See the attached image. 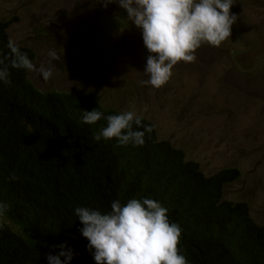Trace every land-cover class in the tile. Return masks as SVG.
Here are the masks:
<instances>
[{"label":"trees","instance_id":"1","mask_svg":"<svg viewBox=\"0 0 264 264\" xmlns=\"http://www.w3.org/2000/svg\"><path fill=\"white\" fill-rule=\"evenodd\" d=\"M7 26L0 20V60L11 79L0 83V201L9 205L0 218V264H48L61 244L74 253L70 264H96L74 209L108 211L114 200L144 197L160 201L181 226L179 247L190 264H264V224L245 201L222 198L237 168L207 176L154 127L142 146L96 141L106 121L85 124L84 110L120 111L91 92L36 88L26 70L10 65ZM18 46L33 59L30 48Z\"/></svg>","mask_w":264,"mask_h":264},{"label":"rangeland","instance_id":"2","mask_svg":"<svg viewBox=\"0 0 264 264\" xmlns=\"http://www.w3.org/2000/svg\"><path fill=\"white\" fill-rule=\"evenodd\" d=\"M230 11L237 15L231 37L219 47L202 45L195 62H179L155 89L141 84L148 52L118 4L0 0L9 40L34 54L37 70L27 77L36 88L91 92L104 106L136 110L207 176L237 168L222 198L245 201L264 224V0H236ZM49 49L60 59L50 60ZM41 65L53 68L51 79H43Z\"/></svg>","mask_w":264,"mask_h":264},{"label":"clouds","instance_id":"3","mask_svg":"<svg viewBox=\"0 0 264 264\" xmlns=\"http://www.w3.org/2000/svg\"><path fill=\"white\" fill-rule=\"evenodd\" d=\"M106 8L116 3L126 13L142 35L148 55L144 73L148 79L141 84L159 89L173 77L179 62L191 63L204 44L219 47L231 37L237 15L230 9L236 0H100ZM12 53L11 67L36 71V66L19 46L9 40ZM50 60H59L55 49H49ZM44 80L53 77L51 66L38 69ZM0 83L10 84L9 65L0 60ZM106 121L94 136L96 141L115 139L120 146H142L145 135L153 125H144L136 110H125L105 116L94 108L83 112L85 124ZM12 179H15L13 176ZM9 205L0 201V218ZM74 214L83 225L79 231L88 240L87 248L96 264H190L181 242V226L170 221L168 208L153 198H131L126 203L111 202L110 210L77 206ZM2 227V225H0ZM58 255L49 254L48 264H70L73 251H64L61 244ZM61 257H64L62 260Z\"/></svg>","mask_w":264,"mask_h":264},{"label":"flooded vegetation","instance_id":"4","mask_svg":"<svg viewBox=\"0 0 264 264\" xmlns=\"http://www.w3.org/2000/svg\"><path fill=\"white\" fill-rule=\"evenodd\" d=\"M234 4H235V3H234ZM237 34H238V32H237ZM237 34H236V39H237L238 43H241V42L239 41V38H238V35H237ZM247 45H248V44H247ZM258 62L264 64V58H260ZM259 63H258V64H259ZM256 65H257V64H256Z\"/></svg>","mask_w":264,"mask_h":264}]
</instances>
